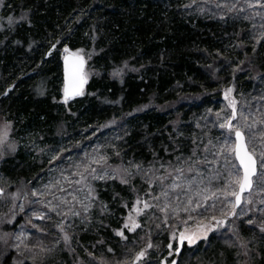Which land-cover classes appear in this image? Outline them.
<instances>
[{
    "label": "rangeland",
    "instance_id": "rangeland-1",
    "mask_svg": "<svg viewBox=\"0 0 264 264\" xmlns=\"http://www.w3.org/2000/svg\"><path fill=\"white\" fill-rule=\"evenodd\" d=\"M87 2L78 3L77 9L65 18L51 19V28L34 37L35 31L31 34L22 27L24 24H35L39 19L36 18L37 12L32 7L27 6V10L17 3L19 8L15 16L19 17L1 18L5 17L6 11H13L15 5L13 0H0V54L6 55L11 44H21L27 49L21 58H14L9 69L2 67L0 57L2 90L7 89L11 81L7 92L14 90L20 81L33 83L39 72L46 76L42 71L45 60L52 57L56 61L55 58L59 57V66L52 72L57 74L59 83L56 84V92H61L62 97H57L56 93L50 97L52 101L64 104V116L56 128L40 129L35 134L32 131L20 133L13 119L1 114L4 108L0 102V185L3 188L0 195V251L4 253L8 248L15 253L17 262L29 261L31 264H264V168L260 167L264 155V138L261 135L264 133V70L257 77L252 75L253 68L246 72L248 79L254 77V80H259L256 87L247 88L238 82L235 85V80L239 81L235 71L239 55L237 51L231 54L227 50L223 52L224 45L218 49L216 41L212 44L216 51L210 48L209 56L218 59V53L224 56L225 61L218 68L221 81L215 80L199 92L198 96L203 98L212 94L207 105L187 116L181 108V97L194 89L191 85L182 87L181 83L175 85L171 98L161 96L152 100L154 108L169 116L170 124L179 125L181 120L187 124L192 119L195 132H191V147L182 143L183 130L180 127L171 125L165 131L170 140L167 153L161 155L154 152L156 157L159 154L157 159L153 157V161L141 162L140 176L147 184V190H144V186L135 185L136 181L129 172L122 171L130 159L127 162L123 154L113 152L114 148L110 145L115 138L116 142L126 140L136 124L146 138L147 122L136 123L134 119H129V115L120 117L111 129L115 136L112 139L105 129L98 128L97 120L91 121L80 114L84 107H74L77 101L63 95L61 61L66 53L71 52L85 59L86 84L93 76L103 72L104 65H100L98 59L105 49L100 35L104 30L101 26L104 18L88 15L91 6L103 2ZM183 2L184 8L188 9L202 3V11L209 18H234L246 23L229 29L236 33V44L246 46L253 42L258 45L261 44L259 39L264 42V0ZM23 12L26 14L23 15ZM40 22L45 23L43 20ZM76 25H81L87 39L71 48L70 41L66 40ZM220 33L216 38L224 36ZM253 33L258 36L255 41ZM257 56L250 52L241 60L248 59L254 65L256 61L253 57L257 59ZM130 60L136 64L132 58ZM130 60L126 61L129 62L128 70H140L138 65H131ZM200 60L206 62L207 57ZM121 65L113 63L109 74H120L124 68ZM228 69L231 78H226ZM35 71L37 77L33 75ZM48 92L49 87L42 84L36 94L42 98ZM87 93L92 95L94 92L84 89L79 98H85ZM171 101L174 103L169 108ZM115 112L120 116L122 110ZM68 116L74 121L67 123L65 119ZM229 123L233 126L232 131L229 130ZM221 124L225 127L222 128ZM236 128L244 133L247 146L258 163L253 186L244 194L238 207H235V195L232 194L237 193L239 186L233 182L236 175L242 176L241 168L234 160ZM19 143L29 148L28 155L34 164L30 175L18 181L11 170L5 173L1 164L6 154L14 152ZM233 165H236L235 169ZM191 166L194 173L186 170ZM19 168L14 166V171H19ZM118 176L126 179L124 185L114 181ZM191 180L193 184L200 182L203 193H199L197 198L207 200V203L201 202L196 206L183 203L187 194L190 200L198 194L194 190L185 193L181 188L182 183L192 185ZM132 184L147 207L134 201ZM173 194L184 197L180 199ZM208 203H212L210 213L200 218L190 213L198 212ZM123 204L129 205L125 207ZM182 204L183 207H180ZM173 218L174 222H178L168 229V241L165 243L161 228ZM191 219L195 222L192 223ZM117 222L120 224L114 235L121 238L119 241L106 233V224L115 227ZM144 222L150 226L148 236H144L145 231L141 235L139 233L140 228L146 226ZM195 226L197 228L193 229ZM187 229L195 231L198 237L204 233L199 239L202 240L182 247L177 255L179 233Z\"/></svg>",
    "mask_w": 264,
    "mask_h": 264
},
{
    "label": "trees",
    "instance_id": "trees-1",
    "mask_svg": "<svg viewBox=\"0 0 264 264\" xmlns=\"http://www.w3.org/2000/svg\"><path fill=\"white\" fill-rule=\"evenodd\" d=\"M87 1L89 0H13L15 9L13 11L12 9L6 11L3 15L5 17L1 18L19 17L15 16L19 8V6L17 7V3L27 10V6L32 7L37 12L36 18L39 19L32 26L24 24L22 29L28 30L31 34L35 31V37L37 34L46 33L47 29L51 28V19L67 17L77 9L75 7L78 3H89ZM183 1L101 0L103 6L99 2H97V5L89 6L88 15L91 18H104V24H101L104 30L100 35L102 36L101 40L102 44L105 45V49L100 52V58L98 59V63L104 65V67H102L103 72L93 76L85 86L87 92L92 91L94 93L92 95L87 93L84 96L85 98L81 99L79 96L73 98L72 100L77 101V105L74 107H84V110L80 114L91 121L97 120L98 128L105 129L106 134L112 139L115 136L111 129H114L120 117H127L129 115V119H134L136 123H140V121L147 122L148 130L145 133H148V136L146 138L144 135H141L139 125L136 124L132 126V131L126 136V140L116 142L115 138V140L111 141L112 144L110 145L111 148H114L113 152H121L123 159L127 162L130 159L128 166H123L122 171L124 173L129 172L136 181L135 185L144 186V190H147V184L142 181L140 176L141 162L142 160L153 161V157L157 159L159 154L156 157V154L153 155L154 152L161 155L167 153L170 147V140L165 131L171 125L176 126V128L180 127L183 130L181 136V139L183 138L182 143L191 147V132H195L192 127L194 125L192 119H189L190 122L187 124H183L182 120L179 122V125L176 123L170 124L169 116L154 108L156 106H152V100L161 96L164 99L171 98L173 93H175V85L181 83L182 87L191 85L194 89L185 92L181 97V108L187 116L192 111H198L207 105L211 101L212 94L209 95V98H203L198 96L200 95L199 92L203 90V86L211 85L215 83V80L221 79L218 68L225 61L224 56H220L218 53V59H212L209 56L210 48H213L212 44L216 41H218V46H216L218 49L224 45L223 52L227 50L226 52L231 54L237 51L239 55L238 66L235 68L236 73L239 75V81L235 80V85L238 82L240 86L243 85L247 88L256 87L257 83L260 82L253 78L260 75L262 69L264 70V42L259 39L261 44L258 43L256 45L250 42L246 46H241L236 44V33H232L229 30L233 26L236 29L237 25H244L246 23L234 18H209L203 13L202 3H199L197 7L196 4L188 9L184 8ZM60 10L61 12H58ZM24 14L26 13L23 12ZM40 20L45 21V23L40 22ZM81 25H76V29L67 37L68 40L66 41H70L71 48H75L79 45L78 42L87 39ZM219 33L220 35H226V37L216 38ZM253 35V40H257L255 38L258 37L257 33H253ZM25 50L27 51L25 46L21 44H11L6 55L0 54L2 67L9 69V66L14 62V58H21L23 54L25 55ZM212 50L216 51L215 48ZM250 52L258 55L257 59L253 57L256 61L254 65L248 59L246 61L241 60L245 54L249 55ZM201 57H207V61L201 62ZM55 60H52V57L45 60V68L41 69L44 75H47L43 76L39 72L37 77V71H35L33 75L36 74L37 78H35L33 83L31 81L30 84L20 81L16 84L17 86L14 90L9 92H7V89L12 81L8 82L7 89L3 90L0 83V102L4 108V111L1 109V114L4 117L8 118L9 116L12 118L20 133L32 131L37 134L40 129H54L64 116L62 110L64 104H58L52 101L50 97L53 93H56L57 97H62L61 92L59 94L56 92V84L59 83V80L57 79V74L53 73L59 66V57L55 58ZM129 60L131 61V65L132 63L135 66L138 65L140 70L137 72H134L133 68V72L128 70L129 62L126 61ZM139 62L143 63L140 64ZM113 63L114 65L119 64V66L122 63L121 66L124 67L122 72L115 76L109 74ZM251 68L254 69V73L252 74L254 77L248 79L246 72ZM230 73V70L226 72V78H231ZM49 74H51V77ZM10 79L12 78L10 77ZM19 83L24 84L20 86ZM42 84H45V87L48 86L50 92H48L46 97L40 98L36 92ZM173 103L171 101L168 107L171 108ZM117 109L122 110L120 116H117L115 112ZM197 119H199L198 116ZM65 121L71 123L74 120L68 116ZM28 151V147L19 143L15 147L14 152L6 154L2 160V170L5 173L7 170H11L12 175L18 181L25 176L27 178L32 172L34 164L32 157L28 155ZM211 155L214 157V154ZM235 163L237 164L236 160ZM14 166L16 168L20 167L19 171H14ZM186 170L194 173L193 166ZM114 181L124 185L126 179L124 180V178L118 176L115 177ZM190 182L192 185L186 186V183H182L181 188L185 193H190L194 190L198 194L192 200H190V196L187 194V199L183 203L193 204L194 206L201 202L207 203V200L197 198L199 193H203V187H200V182L195 184H193L192 180ZM219 189L223 190V187ZM131 194L134 197V201L137 200L139 205L143 206L147 204L140 196V193L135 190L133 184ZM179 195L173 194V196H177L180 199L184 197V195ZM115 196L117 197V195ZM184 204L180 207H183ZM211 204L206 207H200L198 212L190 213L200 218L204 214L210 213ZM127 205L129 204H123L125 207ZM174 219L161 228L165 243L168 241V229L172 228V224L178 222H174ZM191 222L194 223L195 221L191 219ZM119 224L117 222L115 227L106 224V233L110 235L107 236L117 241L121 238L116 237L114 232L117 231ZM144 224L146 226L143 229L140 228L139 233L141 235L145 231L144 236H148L150 226L145 222ZM201 240H198L196 243ZM185 246H189V244ZM3 252L5 254L0 251V264H31L29 261L17 262L15 260V253L8 250V248ZM176 254L178 255L179 253Z\"/></svg>",
    "mask_w": 264,
    "mask_h": 264
},
{
    "label": "water",
    "instance_id": "water-1",
    "mask_svg": "<svg viewBox=\"0 0 264 264\" xmlns=\"http://www.w3.org/2000/svg\"><path fill=\"white\" fill-rule=\"evenodd\" d=\"M61 63H62V72H63V95H64V97L65 98H75V97L80 96L81 93L83 92L85 86H86V80H85V76H84L85 65H86L85 59L82 56L68 52L62 57ZM66 84L69 85V90H68L67 95L65 93ZM77 93H79V94H77ZM243 135H244V133H243ZM234 137H235V145H236V143H237L236 136L234 135ZM244 140H245V136H244ZM245 142H246V140H245ZM235 145H234V148H235ZM247 148H248V146H247ZM248 150H249V148H248ZM249 152H251V151L249 150ZM234 156H235V153H234ZM235 159H236V157H235ZM254 159L256 160L255 168H256V173H257V164L258 163H257V159L255 156H254ZM236 161L239 165V161L237 159H236ZM241 171H242V175H243V169L242 168H241ZM253 177H252V180H253ZM252 186H253V184H252ZM250 190H246L245 192H243L241 194V200H240L238 205L236 203V197H235V207H238L241 204L244 194L249 192ZM2 193H3V188L0 185V195ZM237 193H239V186H238ZM202 226H203V224H202ZM194 228H197V227L195 226V227H193V229ZM188 232H189V229L181 231L179 233V238H178V242H177L178 248L176 250V253H180L181 245L183 242V240H181V238H180L181 234L186 236L189 233H191V231L189 233ZM195 242L196 241H194V243Z\"/></svg>",
    "mask_w": 264,
    "mask_h": 264
},
{
    "label": "snow or ice",
    "instance_id": "snow-or-ice-1",
    "mask_svg": "<svg viewBox=\"0 0 264 264\" xmlns=\"http://www.w3.org/2000/svg\"><path fill=\"white\" fill-rule=\"evenodd\" d=\"M68 90H69V85L66 84L65 86L66 95L68 93ZM221 127L223 128L225 127V125L221 124ZM228 127L230 131L233 130V126L231 125V123L228 124ZM234 130H235V136H236L237 143L233 151L235 153L236 159L239 161V167L243 169V175L241 176L237 174L235 181H233L234 183H238L239 185V193H236V192L232 193L233 195H235L236 203L238 205L241 200V194L245 192L246 190H250L252 188V184H253L252 177L256 175V168H255L256 160L254 159L253 153L249 152L247 148V144L244 140L243 133L238 128ZM261 135H262V138H264V133H262ZM260 167L264 168V155H262L261 157ZM233 168L235 169L236 165H233ZM147 206L148 205H145V207ZM125 227H127V225H125ZM118 235H122V233H118ZM185 238L186 237L183 234H181V240H184ZM187 239L189 240V243L194 242L191 238H187ZM149 247H151V245H149ZM169 247H171V245H169ZM142 255L143 253L140 254V256ZM140 256H138L137 259H139Z\"/></svg>",
    "mask_w": 264,
    "mask_h": 264
},
{
    "label": "flooded vegetation",
    "instance_id": "flooded-vegetation-1",
    "mask_svg": "<svg viewBox=\"0 0 264 264\" xmlns=\"http://www.w3.org/2000/svg\"><path fill=\"white\" fill-rule=\"evenodd\" d=\"M203 234H204V233H203ZM203 234H201V235L198 237L197 234H195V231L189 233L188 235L185 236L186 238L183 240L182 245H181V248L184 247L186 244H189V240H188L187 238H191V239H192V237H194L193 241H197V240H199V239L202 237ZM180 238H181V236H180ZM180 250H181V249H180Z\"/></svg>",
    "mask_w": 264,
    "mask_h": 264
}]
</instances>
